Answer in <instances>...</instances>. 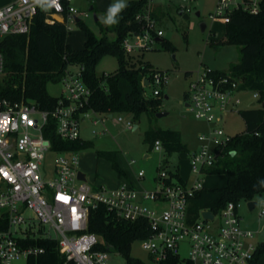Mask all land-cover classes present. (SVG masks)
Wrapping results in <instances>:
<instances>
[{"label":"built area","instance_id":"2783aa9c","mask_svg":"<svg viewBox=\"0 0 264 264\" xmlns=\"http://www.w3.org/2000/svg\"><path fill=\"white\" fill-rule=\"evenodd\" d=\"M258 2L217 0L215 15L227 23L232 10L255 12ZM38 10H45L46 23L61 21L66 31L76 17L85 14L72 0H55L51 7L34 0H9L0 6V39L10 34H27ZM148 11L146 19L136 16L146 23L143 31L136 36V32L128 33L122 40L126 53L148 48L154 36L161 35L160 30H154L155 21ZM83 69L77 67L62 77L63 92L52 109H40L35 101H12L0 96V264H15L19 260L29 264V257L44 251L35 243L38 238L55 240L65 264H110L108 252L95 249L100 238L87 230L89 212L99 203L123 220L147 221L149 233L141 241L152 262L169 255L180 258L179 250L185 246L186 260L192 264H252L258 243L248 241L254 232L242 227L239 202L229 201L216 213L201 208L196 217L188 210L194 192L204 187L200 177L215 167L221 147L232 137L218 124L240 104L238 94L246 90L240 88L239 81L231 73H217L206 67L186 74L185 106L195 118L211 124L198 135L199 148L187 152L193 175L190 181L183 180L177 172L159 169L153 189L127 183L107 189L79 179L76 151L53 150L51 140L44 134L51 118L61 139H80L81 122L94 114L85 109L91 92L83 81ZM2 70L0 53V73ZM148 83L153 85V95L159 96L161 87L168 83V74L156 70ZM251 94L256 102L257 93ZM125 115L112 114V119L131 128L133 122ZM106 118L103 115L100 120ZM97 122L93 120L94 124ZM153 148L161 150V142L155 140ZM50 151L54 153L52 159L47 158ZM143 176L141 169L137 177ZM254 200L258 215L264 217V195ZM206 210L213 213L212 219L202 216Z\"/></svg>","mask_w":264,"mask_h":264},{"label":"trees","instance_id":"16d2710c","mask_svg":"<svg viewBox=\"0 0 264 264\" xmlns=\"http://www.w3.org/2000/svg\"><path fill=\"white\" fill-rule=\"evenodd\" d=\"M146 3L147 0H130L126 3L127 7L116 17L118 23L111 27L116 33L115 39L111 41L105 36L97 38L79 20L77 23L84 33L81 49H74L67 42L63 22L56 20L46 23L45 10H38L27 34H10L0 39L3 57L0 96L12 101H35L40 109H52L59 96L48 92V84L60 82L67 72L72 71L71 67L83 66V81L91 92L85 109L107 117L109 113L129 114L134 119L143 112H156L158 96L146 98L143 86V81L150 80L156 70L146 65L136 66V60L122 47V40L128 33L142 32L146 27L144 20L136 19ZM148 16L154 21L157 19L153 10L148 11ZM224 24V38L220 42L239 46V60L233 66L231 76L239 81L242 90L257 93V105L239 110L245 128L221 147V155L211 171L224 174L225 184L213 188L203 187L194 192L188 205L189 213L194 217L201 208H209L216 213L229 201L246 202L264 195V184L261 183L264 181V0H259L255 12L243 8L232 10L229 21ZM107 55L116 58L118 67L105 76L104 73L96 72V66ZM216 72L224 73L219 70ZM44 134L57 152L77 151L91 145L81 139H61L55 131V121L51 118L48 119ZM155 140H159L168 153L188 151L176 131H146L144 142L150 149ZM97 155L104 156L118 175L125 174L115 152H98ZM87 230L101 240L95 249L107 252L113 250L125 259L126 264H192L174 255L158 262H144L132 256L131 244L149 233L147 221L123 220L115 212L108 211L102 203L90 210ZM35 243L43 247L44 251L38 256L29 257V264H65L55 240L38 238ZM261 256H264V241L258 242L252 264H256Z\"/></svg>","mask_w":264,"mask_h":264},{"label":"rangeland","instance_id":"374dc122","mask_svg":"<svg viewBox=\"0 0 264 264\" xmlns=\"http://www.w3.org/2000/svg\"><path fill=\"white\" fill-rule=\"evenodd\" d=\"M8 1L0 0V6ZM128 1L130 0H124L125 3ZM235 1L241 4L244 2V0ZM117 2L118 0H72V4L86 14L78 16V19L97 38L105 36L110 41L115 39L116 33L111 30L112 25L105 24L104 20L109 7ZM216 3L217 0L147 1L139 15L146 19L147 11L153 10L157 18L153 27L155 31L160 30L161 35L154 36L148 48L127 54L133 56L136 66L146 65L167 73L168 83L160 89L156 112H143L137 119L129 114L125 115L133 122L131 128L117 123L112 118L101 121L100 118H103V115L95 114L81 122L80 139L90 142L91 145L76 151L79 158L77 167L86 175L91 185L110 189L130 180L134 187L140 186L150 190L155 185L154 178L159 169L177 172L185 181L192 179L187 152L199 148L197 137L211 124L195 118L185 106L184 99L188 87L185 73L196 72L203 67L231 73L234 70L233 66L239 60V46L220 42L224 38L225 24L218 15H215ZM90 6L94 8L89 10ZM200 23L205 24L204 30H201ZM66 40L74 49L83 47V29L76 21L71 23V29L66 33ZM117 67L116 58L107 55L99 61L96 72L110 74ZM71 69L75 70L76 67ZM144 87L146 98H154L153 85ZM47 90L51 95L59 96L63 92V87L60 82L50 83ZM238 96L240 104L233 111L228 112L223 121L218 124L229 136L241 133L245 128L239 110L248 108L252 102L254 106L257 105L249 91H241ZM157 112L166 114L156 116ZM94 119L98 120L96 124L93 123ZM153 129L178 132L188 151L168 153L164 147L161 150L150 149L144 142V136L146 131ZM98 152H115L117 162L125 174L118 175L104 156L97 155ZM53 155V151H50L47 153V158L52 159ZM141 169L144 171L142 179L137 177V172ZM212 170L214 168L200 177L202 185L206 188L224 185V174L211 172ZM148 204L151 203L148 202ZM238 214L242 227L255 232L248 241H264V217L258 215L257 208L249 211L246 202L240 201ZM51 234L53 235V232ZM131 255L144 262L150 260L149 253L143 248L141 240L131 244ZM179 256L183 259L187 258L185 246H181ZM108 261L110 264H126L125 259L113 250L108 251ZM15 264H25V262L19 260ZM256 264H264V256H261Z\"/></svg>","mask_w":264,"mask_h":264},{"label":"clouds","instance_id":"9594fccd","mask_svg":"<svg viewBox=\"0 0 264 264\" xmlns=\"http://www.w3.org/2000/svg\"><path fill=\"white\" fill-rule=\"evenodd\" d=\"M34 2L37 4H40L41 6L47 5L49 7L55 4V0H34ZM126 7H127V4L124 2V0H118L117 3L111 5L108 9L107 17L104 20V23L109 26L118 23V20L116 19V17L118 13H120L121 10ZM261 183L264 184V181H262Z\"/></svg>","mask_w":264,"mask_h":264},{"label":"water","instance_id":"95a60500","mask_svg":"<svg viewBox=\"0 0 264 264\" xmlns=\"http://www.w3.org/2000/svg\"><path fill=\"white\" fill-rule=\"evenodd\" d=\"M92 8H93V7L90 6V7H89V10H92ZM196 14L198 15V12H196ZM184 17L187 18V15L184 14ZM75 21H76V22L79 21L78 17L75 18ZM200 28H201V30H204V29H205V24H204V23H200ZM137 34H138L137 32L134 33L135 36H136ZM148 84H149V83H148V80L145 79V80L143 81V86H146V85H148ZM251 105H254V102H252ZM165 114H166L165 112H157V113H156V116H163V115H165ZM108 117H112V113H109V114H108ZM77 174H78V178H79V179H81V180H85V179H86V178H85V174H84L83 172L78 171ZM246 206H247V208H248L249 211H252V210L254 209V207L256 206V200H250V201H247V202H246ZM202 216H203L204 218L212 219V218H213V213H212L211 211H209V210H206V211H203V212H202Z\"/></svg>","mask_w":264,"mask_h":264},{"label":"crops","instance_id":"0c3cea01","mask_svg":"<svg viewBox=\"0 0 264 264\" xmlns=\"http://www.w3.org/2000/svg\"><path fill=\"white\" fill-rule=\"evenodd\" d=\"M108 118H112V117H108ZM145 156H146V155H145ZM85 176H86V175H85ZM128 181H129V182H126V183L132 185V183L130 182V180H128ZM132 186H133V185H132ZM136 188H143V187H140V186L138 187V186H137ZM241 225H242V224H241ZM253 232H254V231H253ZM254 235H255V232H254ZM257 243H258V242H257Z\"/></svg>","mask_w":264,"mask_h":264}]
</instances>
